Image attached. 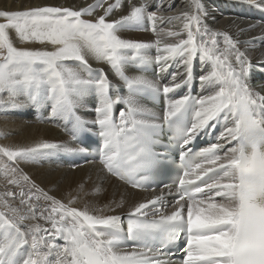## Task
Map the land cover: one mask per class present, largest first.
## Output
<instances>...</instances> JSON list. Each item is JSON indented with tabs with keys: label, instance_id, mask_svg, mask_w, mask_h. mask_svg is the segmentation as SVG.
Returning <instances> with one entry per match:
<instances>
[{
	"label": "snow or ice",
	"instance_id": "snow-or-ice-1",
	"mask_svg": "<svg viewBox=\"0 0 264 264\" xmlns=\"http://www.w3.org/2000/svg\"><path fill=\"white\" fill-rule=\"evenodd\" d=\"M192 2L194 11L167 17L149 12L146 4L132 6L129 14L111 22L106 18L121 8L122 0L113 3L96 0L79 9L49 5L0 11V18L6 21L0 23V109H15L21 96L33 105L42 103L47 96L52 101L53 114L70 116L75 121L71 129L73 136L89 126H98V134L103 139V168L116 179L134 188L143 186L147 172L166 159L151 147L155 134L164 125L175 129L176 139L186 148L210 121L223 114L232 126L226 125L220 139L227 144L235 142V146L224 150V155H220L224 146L219 143L202 149L197 155L199 162L190 160L182 151V176L177 183L164 185L169 194L175 189L174 203L166 205L163 194L136 203L128 212L126 228L120 215H92L87 208L70 207L47 195L34 183L27 191L21 187L19 193L6 192L0 196V207L6 208L10 215L0 211V264H167L162 249L147 247L129 251L124 249V241L156 236L176 241L184 235L187 247L182 264H264V95L249 88L251 61L238 47L241 43L254 45L256 39L264 41V36L242 42L227 33L213 31L203 19L206 9L201 0ZM174 6L169 4L168 10ZM98 8L104 9L102 15L91 20L83 18ZM158 21L160 24L181 21L182 28L173 31L158 27ZM149 25L157 36L154 43L118 35L127 29L148 30ZM253 27L255 25L240 31ZM9 29L22 41L50 44L55 50L17 48L10 39ZM162 35L173 37L176 42L165 43L161 49ZM221 35L225 45L222 51L217 39ZM153 48L157 53L155 63L160 65L161 71L169 61L180 63L186 69L183 75L173 73L172 83L164 84L162 89L143 74L129 76L125 72L127 66L145 71L146 66L153 63L147 54ZM88 56L109 64L123 81L127 96L114 99L110 95L112 86L107 74L103 69L94 70ZM196 58L212 62V71L200 75L199 79L202 84L219 90L196 101L199 109L190 126L182 123L189 108L188 96L170 102L162 117L137 102L136 96L143 91L162 90L167 95L180 88L178 75L187 83L185 77H190ZM67 61L78 64L71 67L65 63ZM89 92L96 98V118L90 125L75 112L79 100ZM5 94L7 101L3 98ZM120 102L127 107L119 112L117 122L113 107ZM58 147L55 143L16 150L0 147V156L13 162L28 161L43 154V150ZM128 148L136 150L134 166L125 165L124 153ZM0 171L9 184L20 186L28 181L20 169L2 160ZM17 195L20 205L27 207V213L12 207L4 198ZM41 199L48 203L37 208L33 201ZM122 206L123 202L115 205L116 208ZM108 207L115 211L111 205ZM28 219L42 220L51 227L36 223L22 231L21 225ZM49 237L62 238L65 243L56 245ZM24 246L29 249L25 250ZM22 251L25 255H21Z\"/></svg>",
	"mask_w": 264,
	"mask_h": 264
},
{
	"label": "bare ground",
	"instance_id": "bare-ground-1",
	"mask_svg": "<svg viewBox=\"0 0 264 264\" xmlns=\"http://www.w3.org/2000/svg\"><path fill=\"white\" fill-rule=\"evenodd\" d=\"M96 0H0V11H18L25 10L37 6H66L79 9L89 4L95 3ZM113 3L114 0H108ZM203 8L206 9V15L203 17L207 26L216 32L227 33L233 39L239 41H248L252 38L264 36V4L261 0H201ZM141 4L147 5L149 12H155L157 16H176L182 12L194 11L192 0H122V6L113 11L106 19L111 22L119 19L124 15L129 14L132 6H139ZM175 6L168 10V5ZM257 4H261L257 7ZM163 5V8H161ZM107 7V4L104 5ZM104 9L98 8L90 16H84V19H95L103 14ZM3 18H0V23H5ZM147 23V22H146ZM255 25L251 30L241 32V29H248L249 26ZM158 27L170 28L173 31H180L182 28L181 21H173L171 24H160ZM9 36L13 45L17 48H26L29 50H48L52 51L55 48L50 44H41L35 41H22L13 29H9ZM121 38L134 39L143 42L154 43L157 36L151 31L150 25L148 30L127 29L118 32ZM186 38V34H184ZM161 49L165 43H175L176 39L173 37L161 36ZM199 39V38H198ZM203 39H208L204 37ZM219 41V48L221 51L225 47L223 43V36L217 37ZM241 52L251 61V68L248 74V85L254 93L264 95V63H259L264 60V41L256 39L254 45L241 43L238 45ZM153 60V63L146 66L145 71L140 72L131 66L125 68L127 75H145L149 79L160 84L161 89L164 84L172 83V74L178 73L183 75L186 69L175 61H169V65L165 70L161 71L160 65L155 63V48L147 53ZM218 55L220 53H217ZM223 58V57H222ZM88 63L94 70L103 69L107 74V78L111 84L110 95L113 98L127 96V90L122 80L115 74V71L106 62H100L91 56L87 57ZM235 64L234 59L231 60ZM68 66L76 67L78 62L67 61ZM79 70V69H77ZM227 71L226 68L222 69ZM212 71V62H202L200 58H196L192 66L190 77H185L188 81L184 83L177 76V82L181 83V87L173 92L168 93L167 97L183 98L188 96L191 92L200 98L213 95L218 88L209 87L202 84L199 76L207 75ZM85 78H87L86 74ZM144 92V91H143ZM136 96L137 102L150 109L156 116L162 117L159 111L154 110L147 104L141 94ZM160 93H163L162 90ZM4 100L8 97L5 94ZM18 107L4 111L0 109V147H10L13 150L19 148L36 147L42 143H55L59 145L57 149L43 150V154L38 155L35 159L23 161H9L6 156H0V160L9 164L11 167H16L22 171L23 175L28 177V181L22 182L20 186L9 184L8 178L5 177L3 171H0V196L6 192L19 193L21 187L27 191L28 187L34 183L36 187L42 190L49 196L55 197L60 202L70 207H75L79 210H87L92 215H120L123 218L128 216L130 209L138 202H146L154 197L163 194L166 205H171L174 201L169 196L168 189H160L154 192H139L135 191L119 182L114 176L107 173L103 168L102 163L86 162L82 165H68L66 159L63 157L69 153L77 151V144L75 136L71 134V129L75 121L69 116L53 114L52 101L45 96L43 102L37 105L25 102L23 96L16 101ZM96 103L95 94L93 92L87 93L83 96L75 109L76 115L84 121L90 122L96 118L94 105ZM123 102L116 103L113 107V113L116 121H119V112L126 109ZM199 109V107H198ZM223 119V131L226 125L232 126L231 121H226L223 114L220 116ZM99 132L98 126L92 127ZM224 147L220 151V155H224V150L228 147L235 146L233 141L227 144L221 140L218 142ZM73 149V151H68ZM172 193V192H171ZM8 204L12 207L21 208L27 213V207L20 205L19 196H5ZM218 199V198H217ZM71 201V203H70ZM123 202V206L116 208L117 203ZM33 203L40 208L45 206L48 202L44 199L40 201H33ZM109 205L115 208V211L109 209ZM6 216H9L6 208L0 207ZM36 223L44 224V221L28 219L21 225L22 231H27L29 225ZM45 227L50 228V224H44ZM30 239V237H29ZM50 242L56 245H64L62 238H51ZM29 247V246H28ZM129 250L127 248H124ZM130 251V250H129ZM55 254H53L54 258ZM36 258L35 256L33 257Z\"/></svg>",
	"mask_w": 264,
	"mask_h": 264
}]
</instances>
